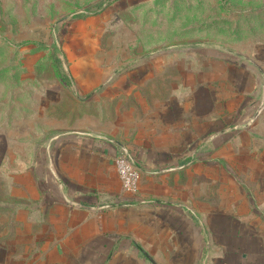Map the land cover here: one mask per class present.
I'll list each match as a JSON object with an SVG mask.
<instances>
[{"label":"crops","instance_id":"1","mask_svg":"<svg viewBox=\"0 0 264 264\" xmlns=\"http://www.w3.org/2000/svg\"><path fill=\"white\" fill-rule=\"evenodd\" d=\"M198 42L166 56L185 58L177 70L140 72L138 85L152 74L170 80L146 89L145 101L152 93L155 101L139 104L138 121L112 135L59 123L38 139L42 161L10 170L9 192L0 188V264L257 263L248 255L260 249L249 250L235 223L253 203L251 184L256 205L264 203V110L249 125L264 72L227 45ZM112 92V108L125 111L113 98L135 89ZM123 154L140 171L134 194L115 167Z\"/></svg>","mask_w":264,"mask_h":264},{"label":"rangeland","instance_id":"2","mask_svg":"<svg viewBox=\"0 0 264 264\" xmlns=\"http://www.w3.org/2000/svg\"><path fill=\"white\" fill-rule=\"evenodd\" d=\"M198 41L227 45L264 72V0H0V157H8L1 190L9 192L11 169L43 160L38 139L49 127L112 135L116 125L138 121L139 104L155 101L154 93L145 101L146 89L170 80L152 74L138 85L140 72L177 70L185 58L166 56L185 54L178 44L201 48ZM124 85L135 92L113 98L126 107L115 110L107 97ZM22 89L28 92L16 93ZM251 185L245 194L253 203L243 195L245 216L235 224L249 250L260 249L249 261L264 264V203L261 196L256 205Z\"/></svg>","mask_w":264,"mask_h":264},{"label":"built area","instance_id":"3","mask_svg":"<svg viewBox=\"0 0 264 264\" xmlns=\"http://www.w3.org/2000/svg\"><path fill=\"white\" fill-rule=\"evenodd\" d=\"M115 167L123 190L130 194L137 193L139 190L140 171L136 165L123 154L115 159Z\"/></svg>","mask_w":264,"mask_h":264},{"label":"water","instance_id":"4","mask_svg":"<svg viewBox=\"0 0 264 264\" xmlns=\"http://www.w3.org/2000/svg\"><path fill=\"white\" fill-rule=\"evenodd\" d=\"M263 110H264V89H263L262 100H261V102H260V104H259V106H258V108H257V110H256V113H255L254 116L251 118L249 124H252V123L256 120V118L260 115V113H261ZM73 204L76 205V206H79V207H83L82 205H78V204H75V203H73Z\"/></svg>","mask_w":264,"mask_h":264},{"label":"trees","instance_id":"5","mask_svg":"<svg viewBox=\"0 0 264 264\" xmlns=\"http://www.w3.org/2000/svg\"><path fill=\"white\" fill-rule=\"evenodd\" d=\"M74 19H81L82 17H84L81 14H75L74 16H72ZM41 47H44V45H42ZM47 47V46H46Z\"/></svg>","mask_w":264,"mask_h":264}]
</instances>
